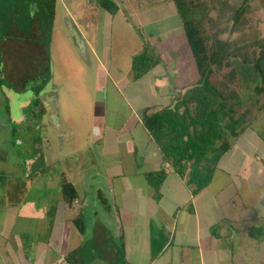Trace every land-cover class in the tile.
<instances>
[{
  "label": "crops",
  "instance_id": "crops-1",
  "mask_svg": "<svg viewBox=\"0 0 264 264\" xmlns=\"http://www.w3.org/2000/svg\"><path fill=\"white\" fill-rule=\"evenodd\" d=\"M93 1L85 0L89 3ZM114 1L119 9L115 15L97 2L100 9L96 22L90 20L92 7L84 6L89 3H81L73 8L74 14L80 13L84 18L88 17L89 24H95L81 23L75 35L93 55H97L96 60L101 58L104 63L100 67L106 79L97 80L100 89L106 85V90H99L94 96L95 100L118 96L108 91L111 84L119 90L136 82L133 78L129 80L128 74L123 72L113 75L105 70L107 67L111 70L114 65V59H107L106 56L112 47L130 53V60L127 57L124 59L125 66L122 64L124 56H121L119 66L122 70H132L133 60L143 52L146 41H158L159 48L171 32L178 29L183 31L172 0L160 1L155 8L147 10L134 7V0ZM240 1H237L238 4ZM64 3L67 8L72 6L65 0H58L54 18L46 10L48 24L53 23L51 29L47 26L42 29L40 21L36 19L26 28L23 25L18 27L19 22H16L14 15H20V12L10 7L6 8L7 12L0 9V117H7L6 121L0 120V264H70L66 256L75 250H78L75 264H264V150L260 148L259 157L246 151L247 148L256 150L255 142L260 140V136L252 130L254 126L233 143L228 154V168L223 174L219 169L210 185L197 194L194 188L188 186L185 178L169 171L159 197H156L147 174L169 165L164 162L158 145L150 138L143 123L144 114L139 118L138 132L146 139L142 151L132 144V132L128 133L130 142L125 135L124 139H120L119 135L115 136L116 130L110 117L106 115L109 121L105 120L102 124L103 118L99 122L97 115L92 118L88 135L95 128L93 137L105 143L102 142L100 148L89 154L87 151L94 145L92 142L86 144L85 163H81L79 174L72 173V162L67 155L55 166L56 158L47 162V158L38 152H31L32 158L26 162L27 166L38 171L25 173L21 161L16 160V154L21 157L26 155V158L29 156L26 151L21 153L18 150L28 145V149L35 148L38 141L34 128V123L39 121L37 116H52L59 106L58 101L63 99L61 90H56L49 82L53 59L50 55L51 45L50 48L46 46L44 29L48 28L51 35L58 37L56 31H52L56 29L55 22L58 20L57 8ZM121 4L125 6L124 10ZM256 8H260L259 0ZM7 15L13 17L12 24L17 23V27L11 25L13 28L9 30L4 24ZM261 16L264 21V11ZM33 18L36 16H31ZM103 26L111 38L116 39L115 45H112V40L109 45L104 43ZM100 49L103 50L101 56L98 55ZM157 53L161 61L160 52ZM173 54L177 53L173 51ZM163 67H166L165 63ZM156 79L151 84L154 92L160 89L158 86H169L163 94L166 103L163 106L144 107L143 112L148 110L147 115L159 108L172 106L184 93L183 89L168 83L167 77ZM59 81H62L57 82L59 85L65 84L64 80ZM106 81L110 83L106 84ZM3 82L9 83L10 89H2ZM32 87L39 89L38 95L34 94ZM55 91L59 93L57 99ZM33 95L36 96L35 100H31ZM33 102H36L34 108L31 105ZM29 109L33 110L29 113ZM24 116L28 118L26 121ZM30 117L33 122L29 121ZM41 121L44 126L50 127L47 120ZM64 125V129H61V125L57 129L55 125L56 130L48 136L47 141L50 149L56 151L58 147L60 153L67 152L64 145L66 135L63 133L69 128L73 130L71 119L64 120ZM248 132L254 133V141H243ZM60 136L64 139L60 140ZM241 140L246 146L240 144ZM29 141H33L32 147ZM21 145L23 148L17 147ZM11 148L14 157L9 155L8 149ZM29 161L32 163L29 164ZM47 170L49 176L42 173ZM84 172L87 183L83 181ZM40 176L44 178V181L40 180L44 191L41 194L57 197H44L43 207L36 208V198L31 194L35 188L30 190V187L39 182L37 178ZM64 180L74 184L77 189L78 198L72 204L63 199L61 187ZM23 209L37 214L32 227L46 225L49 237L44 238L43 242L33 241L35 236L24 233L23 228L26 227H21L23 231L19 233L21 228L18 226H26L27 223L25 220L20 222ZM104 213H108V220L101 219ZM79 217L82 218L83 232L74 222ZM23 238L25 242L22 244L20 241Z\"/></svg>",
  "mask_w": 264,
  "mask_h": 264
},
{
  "label": "trees",
  "instance_id": "trees-1",
  "mask_svg": "<svg viewBox=\"0 0 264 264\" xmlns=\"http://www.w3.org/2000/svg\"><path fill=\"white\" fill-rule=\"evenodd\" d=\"M172 1L199 82L172 106L159 108L151 115H147L148 110L144 113L143 123L150 138L169 165L147 174L156 197L169 171L185 178L196 194L207 188L233 143L264 112V103L259 102L264 96V21L263 15L250 6L251 0L239 4L236 0ZM259 1L263 12L264 0ZM57 2L41 0L51 18ZM98 4L112 15L119 11L114 0H98ZM145 43L132 64L136 82L160 63L158 53L155 56L153 52L157 47L150 40ZM61 192L68 204L78 198L75 185L67 180L62 182ZM74 222L83 232L82 218ZM77 252L66 256L70 264H75Z\"/></svg>",
  "mask_w": 264,
  "mask_h": 264
},
{
  "label": "rangeland",
  "instance_id": "rangeland-1",
  "mask_svg": "<svg viewBox=\"0 0 264 264\" xmlns=\"http://www.w3.org/2000/svg\"><path fill=\"white\" fill-rule=\"evenodd\" d=\"M65 1L67 4L71 3L72 6L67 8V5L64 3V5L62 4V6L57 8L58 20L55 22L56 29L52 31L53 33L54 31H56L58 36L56 37V34L51 35L47 31L48 28L51 29L53 27V23H51L50 25L48 24V16L45 14L46 8L41 4L39 0H0V9H4L6 11V8L10 7V9L13 10L15 9L18 12H20V15L19 14L14 15L16 22H19L18 27L23 25L26 28L28 25L32 23V20L34 19L40 21V24L42 25V29L45 28L46 26L48 27L47 29H44V32L46 34L45 42L47 47L50 48L51 45L50 55L53 59L49 82L53 87L55 86L56 90L57 89H59V91L61 90V95L63 96V99H60V101H58L59 106H57L56 112L52 116L50 117L45 116L44 118L42 116L41 117L37 116L39 121H36L34 123V125L36 124V126L34 127L35 133L40 135L38 136L35 134L38 140L35 143L37 147L34 145L35 148L31 150L28 149L29 147L28 145L24 149L18 150L21 153H24V151H26L29 157L26 158V155L21 157L20 155L17 156L16 154V160H19V162L21 161L23 167L25 168V173L27 174H31L32 171L33 172L38 171V169L33 170L32 167H29V165L27 166L26 162H28V160H30L33 155L31 152L33 153L38 152L41 155H44L47 158V162L49 160H53L54 158H56L55 166L58 165V163H60V160L65 159V156L67 155V157H69L68 159H70V161L72 162V167H71L72 173L76 175L79 174V172H81L80 169L82 166L81 163H83L86 158L85 157L86 144L92 142V146L94 145L92 149L87 151V153L89 154L90 152L93 153L97 148L101 147V144L105 143L102 140H97V138L93 137L95 128H93L91 135L90 134L88 135V129L90 128L92 118L93 116H97V115L99 122H101L103 118L102 124L105 123V120L109 121V118H106V115L110 117V120L113 123V127L116 130L115 136L119 135L120 139L121 138L124 139V135H125L126 140H129L130 142L131 136L128 133L132 132L133 133L132 136L134 137L132 144H134V146L140 151L144 150L143 147H145L146 139H144V137L141 134H138L140 128L139 123L141 121V119L139 118L143 117L144 107L165 105L166 102H165V97L163 98V94L167 92V88L169 87L166 86L162 88L158 86L160 89L155 91L158 92V94L155 93L153 91L155 90V88L153 89L152 88L153 86L151 84L155 83V81L157 80L156 77L159 78L161 76L167 77L168 83H170L171 85H176L179 88L183 89L184 93H186L192 87L197 86L199 82L198 69L192 57L190 47L187 43L184 32L181 31V29H178L174 32H171L169 37H165L164 39L166 40L163 39L162 41L163 43L159 48H158L159 45L158 41L157 42L154 41L153 43L154 47H157V49H155L153 52L155 56H157L156 51L160 52L162 62L160 61V63L155 67V69L151 73L152 75H146L142 80L132 83L131 85H129L127 88L124 89H120L118 87L119 90H116L114 85L111 84L108 91L111 94H116L118 96L112 99L108 97L107 100H104V98L102 99L99 98L95 100L94 96L99 92V90L101 91L102 89V92L106 90V85L102 86V88L100 89V85H98L99 81L97 80L98 78L101 79L102 81L106 79L103 73L104 70H102L100 67L103 66L104 63L101 60V58H98L96 60L97 55L96 54L93 55L88 49V47L85 46L84 42L82 43L81 39L75 36L77 34V28L80 27L81 23L86 25L89 24L88 23L89 20L87 19L88 17L84 18V16H82L80 13L79 14L73 13V8L75 6H79L81 3L82 5H84V3H89V2H85V0H65ZM119 1L121 3L122 0ZM130 1L132 2L133 0ZM160 1H164V0H134L132 4L134 5V7L138 6L139 9L143 8V10H147L150 9L151 7L155 8ZM237 1L238 0H236V2ZM242 1L243 0H241L240 3ZM97 2L98 0H94L91 3L84 5L85 7H89V8L92 7L91 8L92 16L91 15L89 16L91 17L90 20L93 22H96L98 19L96 14L97 11H99L100 6L98 7ZM257 3L258 0H252L249 4L250 6H252L253 9L256 8ZM120 6L122 7V10H124L123 7L125 6L123 4H121ZM10 13H13V11L11 10ZM258 13L260 16V13L263 12H260V9H258ZM31 16H36V18L31 19ZM12 18L13 17L7 15L6 20L10 19V21H6V20L4 21V24L5 25L7 24L9 30L10 28H13V26L11 25H15L17 27V23L12 24L11 21ZM93 22H90L92 26L95 25ZM97 25L99 26V24L96 23V26ZM103 32L105 33L104 37L102 36L104 43L108 44L112 40V45H115L116 39L111 38L110 33L106 31L104 26H103ZM23 34L24 33L22 32L21 35ZM48 34L50 35V37H48ZM51 41H55L57 43L54 44ZM64 45H66L65 49L62 48L64 47ZM102 51H103L102 49L99 50L98 52L99 56H101ZM173 51L176 52L177 54H173ZM106 56H108L107 59H109L110 57L114 59V65L112 66L113 68H111L110 70V68L107 67L105 69L107 72L111 71L113 75L115 73L123 72L124 74H128L129 80H132L133 77L132 70L131 69L122 70V68L119 66V62L121 61V56H124V58H122L123 59L122 64H124V66H125L124 59L127 57L130 60L131 55L130 53H127V50L121 52V50L118 47L114 46L111 48V51L109 50L107 52ZM115 58H116V62H115ZM164 63L166 64L165 68L163 67ZM128 64L129 63H127V65ZM115 65L118 68L114 67ZM69 66L71 68H68ZM60 79L64 80L65 83L64 85H59L57 83V82H62L59 81ZM35 82H37V80ZM107 83L110 82L106 81V84ZM2 85H3L2 89L4 90L10 89L9 87H11V85H9V83L6 82H3ZM38 90H39L38 88L32 87V91H34L35 95H38ZM31 94L32 93H30V95ZM58 94L59 93L56 92V99ZM35 95L32 96L31 100L36 99ZM61 102H62V106H61ZM259 102L264 103V96L259 99ZM35 103L36 102H33L31 104L33 105V108ZM32 110L33 109H29V113ZM29 113L26 112V114ZM6 119L7 117L5 116L0 117V120L6 121ZM18 119H20V117H18ZM27 119H28L27 116H24V120L26 121ZM44 119L50 123V127L44 126V123L41 121V120L44 121ZM70 119L73 122V130L72 128H69L68 130H66L65 133H63L66 135L64 145L67 149V152L63 151V153H60L58 151L59 149L58 147L56 151H53V149H50L47 146V141L49 139L48 136H51L54 133L53 130L54 131L56 130L55 125H57V129H59L58 127L59 125H61V129H64L65 126L64 120L69 121ZM32 120L33 118L30 117L29 121L33 122ZM39 122L40 124H38ZM252 130L255 131L256 134L260 136V140L255 142L256 144L254 143L256 145V150L247 148L246 151L250 152L251 154L255 153L256 157H259L260 148L261 150L262 149L264 150V112L257 119L256 123L254 124V128ZM59 134H62V132H60ZM253 136L254 133L248 132L243 138V141L244 142L254 141ZM62 139H64V137L60 136V140ZM243 141L241 140L240 144L246 146ZM29 142L31 145L30 147H32V145L34 144L33 141H29ZM57 143L59 144V140H57ZM17 147H22V145ZM8 150H10L9 155L11 157H14V152L12 148ZM243 153H245V150H243ZM226 158L227 159L223 160L221 166L219 167L220 169L219 172H221L220 174H223V171H225L228 168L227 163H228V159H230V156L227 155ZM237 158H239V156H237ZM37 159L38 157L35 158V162L37 161ZM31 163L32 162L29 161V164ZM42 165L43 162L41 166ZM119 171H121V169H119ZM95 172L96 170H94V173ZM42 173H45V175L47 176L48 170ZM21 175H23L22 171H21ZM82 177L84 183H87L85 181L86 179L85 172L83 173ZM37 179L39 182H37L36 184L34 183V185L30 187V190L35 188L34 191L31 192V194H34L36 198L34 202V206L36 208L37 207L42 208L43 204H45L44 197H52L54 199L57 196L56 197H54L53 195L45 196L43 193L41 194V192L44 191H42L40 180L44 181V178L40 176ZM108 199L112 203V197L109 196ZM28 206L31 207V205ZM24 209L23 212L20 213L21 215L20 222L25 220L27 221V223L26 226L20 225L18 227L19 228L26 227L23 228L24 233L26 232L27 234H31L35 236V239H33V241L40 240L43 242L44 238L46 239L49 237V235L47 234L46 225L43 224V226L36 225L32 227L33 221L36 222V220H34L33 218H35L37 214L34 212L32 213L31 210L29 211ZM40 213L43 216V213L42 212ZM10 219L12 218L10 217ZM101 219L104 221L108 220L109 219L108 213H104ZM30 226L31 228H29ZM23 230L21 228V230H19V233L21 234ZM45 233L46 236L44 235ZM20 234L19 236L23 237V235ZM24 238L21 239L20 241L22 242V244L23 242H25Z\"/></svg>",
  "mask_w": 264,
  "mask_h": 264
}]
</instances>
